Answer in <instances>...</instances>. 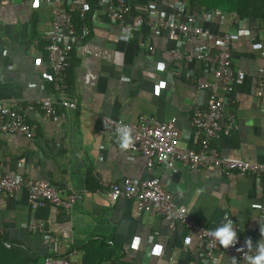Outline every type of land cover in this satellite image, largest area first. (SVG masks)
<instances>
[{"label": "crops", "instance_id": "0c3cea01", "mask_svg": "<svg viewBox=\"0 0 264 264\" xmlns=\"http://www.w3.org/2000/svg\"><path fill=\"white\" fill-rule=\"evenodd\" d=\"M166 2L134 0V29L127 42L115 40L118 27L94 12L100 22L89 21L87 34L77 30L79 38L70 51L66 94L77 107H58L51 118L38 107H27L25 117L36 128L34 138L0 133V177L47 180L60 197L75 196L68 209H31L24 189L11 197L0 195V236L20 259L42 264L45 256H52L81 264L97 255L111 260L118 256L123 264H202L203 244L190 229H171L163 217L137 213L133 199L110 201V184L123 178H158L174 201L206 229L214 231L231 220L236 239H250L251 248L264 243L259 211L264 207L263 181L237 174L225 177L215 168L193 169L179 162L175 171L161 164L149 169L144 156L130 157L116 134L107 136L99 128V116L135 122L145 115L156 121L174 118L175 126L188 132L192 110L205 107L208 100V93L196 90L189 79L211 81L213 76L200 61L189 62L184 56L218 50L221 36L230 33L235 37L232 68L239 75L232 103L220 117L228 133L213 145L224 158L264 161V115L255 96L257 76L264 73V21L245 20L240 27L230 14L213 16L200 19L212 39L178 38L147 25L150 7L171 11ZM51 20V9L43 0L37 6L16 0L0 3V102L52 96V85L44 78L49 72L44 50ZM142 44L151 45L152 52ZM192 145L186 138L177 142L179 148ZM212 257L206 264H232L233 257L223 251Z\"/></svg>", "mask_w": 264, "mask_h": 264}, {"label": "built area", "instance_id": "2783aa9c", "mask_svg": "<svg viewBox=\"0 0 264 264\" xmlns=\"http://www.w3.org/2000/svg\"><path fill=\"white\" fill-rule=\"evenodd\" d=\"M13 0H0V3ZM25 6H37L39 0H16ZM95 12H101L108 25H116L118 33L114 39L127 42L132 37L134 29L132 4L134 0H94ZM169 13L157 11L150 7L147 13V25L154 30L167 29L173 37L188 38L190 36L212 39V35L201 25V20H210L213 16L222 17L230 14L241 27V20L236 13H226L215 9L203 12L199 16L186 13L185 5L180 0H166ZM52 13L51 28L47 34L45 47L49 72L44 78L52 85V96L31 100L26 103L12 101L8 104L0 102V133L6 135H20L27 139L36 136V128L25 117L27 107H38L46 117L57 115V108L75 109L73 100L67 97V69L69 66L70 51L79 38L78 31L72 21L78 15L84 21L89 10V0H43ZM97 15V14H96ZM95 13L90 20L100 22ZM136 18V17H135ZM139 18V17H137ZM136 18V19H137ZM80 30L87 34L90 27L82 24ZM234 35L224 33L220 38L218 50L201 49L194 57L185 55L186 61L194 58L200 61L206 71L213 76L211 81H197L191 77L189 81L198 91H206L208 100L205 107H195L190 117L188 132L184 134L175 126V119L156 121L151 117L140 115L135 122H121L107 116H99V128L107 136L116 134L120 144L123 143L121 130H126L128 146L123 148L128 154H140L146 159V166L150 169L155 164L164 165L175 171V163L179 162L191 168H215L225 177L233 174L254 176L264 182V161L249 162L224 158L219 154L213 141L222 135H227L228 127L220 123L224 110L232 103L233 85L239 73L232 68L231 45ZM143 45V44H142ZM145 51L151 53V45H143ZM178 50V49H177ZM177 50L174 54L180 56ZM256 99L264 115V73L260 71L256 82ZM264 118V117H263ZM230 121L233 119L228 118ZM229 121V122H230ZM186 138L193 143L192 147L179 148L177 142ZM158 178L151 177L138 182L123 178L109 186V199L112 203L119 199H133L136 202L137 213L152 212L167 219L171 229L183 226L190 229L203 244L201 263L213 260V253L223 251L228 257L247 260L248 256L257 254V248H246L245 241L236 239V242L224 249L218 240L211 236L212 231L206 229L201 221H195L188 215L186 207L174 201L171 193L166 191ZM24 189L27 193L28 206L31 209L39 207L70 208L75 200L74 195L60 197L58 191L47 180H32L24 176L0 177V195L11 197L16 191ZM264 219V207L259 209ZM42 264H74L63 257H44Z\"/></svg>", "mask_w": 264, "mask_h": 264}, {"label": "trees", "instance_id": "16d2710c", "mask_svg": "<svg viewBox=\"0 0 264 264\" xmlns=\"http://www.w3.org/2000/svg\"><path fill=\"white\" fill-rule=\"evenodd\" d=\"M166 1V0H165ZM185 5L184 12L199 16L203 12H210L215 9L226 13H236L241 20H263L264 21V0H180ZM90 10L84 21H81L78 15L73 16V25L76 30H80L81 25L88 24L91 16L95 12L96 5L94 0H89ZM236 23V22H235ZM237 24V23H236ZM11 244L6 243L0 236V264H34L31 261L22 260L12 249ZM91 256V255H90ZM87 256L81 264H123L119 262V257H90ZM44 257V256H43ZM46 257V256H45Z\"/></svg>", "mask_w": 264, "mask_h": 264}, {"label": "clouds", "instance_id": "9594fccd", "mask_svg": "<svg viewBox=\"0 0 264 264\" xmlns=\"http://www.w3.org/2000/svg\"><path fill=\"white\" fill-rule=\"evenodd\" d=\"M121 135L123 137V143L121 144L122 148L128 146V135L126 130H121ZM211 236L215 237L219 245L224 249L232 246L236 242L237 232L233 228V222L231 220H226L222 226L218 227L216 230L210 233ZM245 247L251 248L252 243L251 240L245 241ZM257 254L254 256L247 257V264H264V243L258 241L256 243ZM232 264H237L236 259L231 258Z\"/></svg>", "mask_w": 264, "mask_h": 264}]
</instances>
